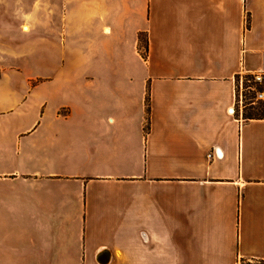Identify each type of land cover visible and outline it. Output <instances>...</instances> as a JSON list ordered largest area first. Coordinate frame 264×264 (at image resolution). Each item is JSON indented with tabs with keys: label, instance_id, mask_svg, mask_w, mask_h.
Instances as JSON below:
<instances>
[{
	"label": "crops",
	"instance_id": "0c3cea01",
	"mask_svg": "<svg viewBox=\"0 0 264 264\" xmlns=\"http://www.w3.org/2000/svg\"><path fill=\"white\" fill-rule=\"evenodd\" d=\"M0 1V264L264 259V0Z\"/></svg>",
	"mask_w": 264,
	"mask_h": 264
},
{
	"label": "trees",
	"instance_id": "16d2710c",
	"mask_svg": "<svg viewBox=\"0 0 264 264\" xmlns=\"http://www.w3.org/2000/svg\"><path fill=\"white\" fill-rule=\"evenodd\" d=\"M140 44L142 43V36L138 37ZM144 46L146 48V41L144 40ZM239 74L235 77V85H236V96L238 101L239 94V85H238ZM253 87V90L247 91L251 100L247 103H244L242 108V117L244 119L251 118H264V100H257L255 103H252V99L255 96L257 91L264 90V73H262V81L258 82L254 80V73L246 72L243 75V87ZM256 104V105H255ZM255 105V106H253ZM249 106V107H248ZM248 107V108H247ZM148 110V107H147ZM240 260L245 261V264H264V259H246L241 258Z\"/></svg>",
	"mask_w": 264,
	"mask_h": 264
},
{
	"label": "rangeland",
	"instance_id": "374dc122",
	"mask_svg": "<svg viewBox=\"0 0 264 264\" xmlns=\"http://www.w3.org/2000/svg\"><path fill=\"white\" fill-rule=\"evenodd\" d=\"M2 7H5V2L4 1L3 2L0 1V8H2ZM142 39L143 40H142V43H141V49H142V51H144V47H143L144 46V40H145L144 36H142ZM29 61L32 62V59H29ZM26 67H27L26 70H28V71H30L32 73H34V72L46 73L47 71H52L53 70L52 65H47V63L46 64L28 63V65H26ZM244 74H245V72L239 74L238 85H239V93H241V91L243 93L242 102L243 103H247V102H249L251 100V98L249 97V94L247 93L248 90L241 89L242 88L241 83H243V75ZM252 100H254V99H252ZM255 105H253V106H255ZM238 264H245V261L239 260Z\"/></svg>",
	"mask_w": 264,
	"mask_h": 264
},
{
	"label": "built area",
	"instance_id": "2783aa9c",
	"mask_svg": "<svg viewBox=\"0 0 264 264\" xmlns=\"http://www.w3.org/2000/svg\"><path fill=\"white\" fill-rule=\"evenodd\" d=\"M254 80L255 81H258V82H261L262 81V74L261 73H255L254 74ZM241 86L242 88L241 89H244V90H253L254 88L253 87H250V86H247V87H243V83H241ZM242 96H243V93L241 91V93L238 94V103L239 105H244V103L242 102ZM254 100H252V103H254L255 101L257 100H264V90H261V91H257L255 93V96L253 98Z\"/></svg>",
	"mask_w": 264,
	"mask_h": 264
}]
</instances>
